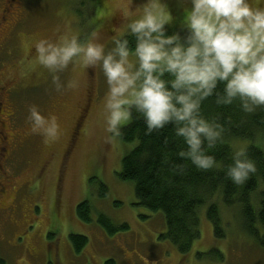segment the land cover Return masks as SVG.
<instances>
[{
	"label": "rangeland",
	"instance_id": "rangeland-1",
	"mask_svg": "<svg viewBox=\"0 0 264 264\" xmlns=\"http://www.w3.org/2000/svg\"><path fill=\"white\" fill-rule=\"evenodd\" d=\"M163 2L174 14L169 28L183 33L181 25L190 3ZM135 3L139 5L142 0ZM249 3L264 7V0ZM9 4L10 12L4 17L9 18L18 6L19 22L16 23L15 15L12 31L2 38L0 90H15L11 103L23 114L22 121L29 128V109L35 106L46 118L57 117L60 132L56 140L48 143L39 135L35 147L23 151L25 163L15 173L14 185L18 190L20 220L11 236L12 226L7 224L8 217H3L7 239L0 242V264H106L110 259L116 264H264V244L260 240L264 231L261 229L260 237L247 233L237 207H221L226 227L223 239L215 237L205 206L202 237L190 252L184 255L169 240L161 239L167 231L163 214L137 205L135 184L120 177L122 160L136 143L126 144L120 138L105 142L104 98L108 85L101 67L87 68L80 61L70 64L57 73L65 85L57 92L53 74L36 62V42L55 39L65 32L87 41L88 35L98 30L99 42L106 49L112 47L111 37L126 31L131 19L137 18H125L128 0H95L86 5L80 0H0V22L3 9ZM5 22L0 24V33ZM69 80H76L78 87L68 89ZM87 103L90 111L72 148V131ZM242 144L243 141L238 142L237 148ZM41 169L45 172L39 179ZM101 183L109 191L105 197L100 196ZM261 196L264 199V181H260L253 198L259 200ZM84 201L91 204L92 222H84L76 215L77 206ZM99 214L115 224L126 223L129 229L109 235L97 222ZM71 234L88 237L89 243L81 253L74 251Z\"/></svg>",
	"mask_w": 264,
	"mask_h": 264
},
{
	"label": "clouds",
	"instance_id": "clouds-1",
	"mask_svg": "<svg viewBox=\"0 0 264 264\" xmlns=\"http://www.w3.org/2000/svg\"><path fill=\"white\" fill-rule=\"evenodd\" d=\"M181 32L169 34L174 14L163 0H128L126 31L111 37L106 49L99 31L87 41L67 32L42 38L35 44L36 62L52 73L57 92L65 85L57 73L70 64L82 62L87 68L99 65L106 77L104 98V139L112 143L122 137L123 127L133 119H143L146 134L173 125L183 138L182 159L198 170H224L222 162L209 151L223 143L224 124L203 114V105L215 98L218 106L238 102L242 112L253 115L264 110V7L249 0H187ZM129 37L135 38V48ZM78 87L76 80L68 89ZM33 133L42 134L45 143L58 138L60 125L55 115L45 117L37 107L29 109ZM264 138V129L257 132ZM257 172L249 158L247 143L233 148L232 163L226 175L244 184Z\"/></svg>",
	"mask_w": 264,
	"mask_h": 264
},
{
	"label": "trees",
	"instance_id": "trees-1",
	"mask_svg": "<svg viewBox=\"0 0 264 264\" xmlns=\"http://www.w3.org/2000/svg\"><path fill=\"white\" fill-rule=\"evenodd\" d=\"M80 1L82 5L95 2ZM168 32L176 33L170 28ZM129 40L130 47L134 49L135 38L129 37ZM202 111L205 117L218 120L225 126L224 142H218L209 151L210 155H215L223 163L224 170H198L190 160L182 159L179 151L186 150L187 146L183 138L175 135L171 124L149 135L146 134L144 120L133 119L123 128L120 137L126 144L136 143L122 160L120 177L135 184L137 205L163 214L167 231L160 238L169 240L184 255L202 237L201 216L204 206L217 239L226 237L222 205L240 208L243 229L250 235L260 237L261 229L264 231V199L262 196L258 201L253 198L260 181H264V138L257 139L256 135L264 129V110L249 115L241 111L238 102L230 106H218L215 98H209L204 102ZM240 141L248 143V156L255 162L257 172L244 184L236 185L226 175V170L232 163L233 148H237ZM107 192L108 188L101 183L100 196H107ZM76 215L84 222H92L90 202L79 204ZM97 222L109 235L129 229L128 224H115L104 214H99ZM260 240L264 244V237ZM70 242L74 251L81 253L89 239L84 235L71 234ZM116 263L113 259L106 261V264Z\"/></svg>",
	"mask_w": 264,
	"mask_h": 264
},
{
	"label": "flooded vegetation",
	"instance_id": "flooded-vegetation-1",
	"mask_svg": "<svg viewBox=\"0 0 264 264\" xmlns=\"http://www.w3.org/2000/svg\"><path fill=\"white\" fill-rule=\"evenodd\" d=\"M17 1L18 0H11V3ZM10 5L12 6V4H9L8 7H4L3 16L1 17L0 24L6 20V25L3 33H0V49L2 38L6 37V35L12 31L11 25H14L13 23L15 21L13 19L15 15L16 23L19 22V15L17 12L18 6H16L15 12H13L9 18L4 17L5 14L7 16V13L10 12ZM14 95L15 90L13 88L6 89V93L0 90V242H2L3 239H7L4 236V234H7L6 225L8 224L10 228L12 226V236L13 230L18 226L20 220L17 214L19 209L18 190L15 191L14 185L16 179L15 173L18 171V168L23 165V162L25 163L23 151L26 153L27 150L35 147L39 135L41 136L39 133H33L31 128L22 121V118L24 119L23 114L20 112L18 113L13 108L11 101L15 99ZM7 101L9 103L8 105ZM90 107V104L87 103L76 121L70 144L72 148H74L77 143L83 119L89 114ZM47 166L48 165H45V167ZM44 172L45 169H41L37 178L42 179ZM4 216H7L9 219L7 224L3 221ZM25 225L27 227V224Z\"/></svg>",
	"mask_w": 264,
	"mask_h": 264
}]
</instances>
